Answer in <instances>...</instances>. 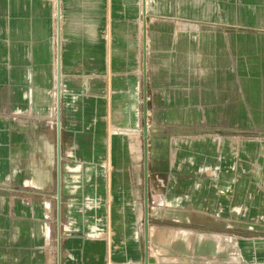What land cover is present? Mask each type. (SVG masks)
<instances>
[{"label": "crops", "instance_id": "crops-1", "mask_svg": "<svg viewBox=\"0 0 264 264\" xmlns=\"http://www.w3.org/2000/svg\"><path fill=\"white\" fill-rule=\"evenodd\" d=\"M242 118L264 130V0H0V264H140L145 179L150 222L264 228V144L222 156Z\"/></svg>", "mask_w": 264, "mask_h": 264}, {"label": "rangeland", "instance_id": "rangeland-1", "mask_svg": "<svg viewBox=\"0 0 264 264\" xmlns=\"http://www.w3.org/2000/svg\"><path fill=\"white\" fill-rule=\"evenodd\" d=\"M220 139L223 145L222 156H229V151H231L235 152L233 156L239 158L242 155L243 146L247 142L264 144V130L255 125L250 118L247 120L242 118L237 124L226 125L223 123ZM208 172L209 170L205 169V173L209 174ZM257 187L261 193H264L263 179L260 180ZM142 188H145L144 185ZM220 194L223 204L227 205L230 194L222 192ZM160 215V213L157 214V216ZM210 215H214L220 220V223H216L220 224V227H195L179 221L150 222L148 216L147 257L152 260V263L147 264H242L237 249L240 238L264 235V228L250 227L249 223L254 218L247 215L243 205L225 206L222 211L210 212ZM259 220H262V216H259ZM98 227L102 230L103 225ZM101 239L98 238V240ZM144 244L143 223L139 234V245L142 249L140 264L143 263ZM133 249L134 244L126 242L124 250L127 253H133Z\"/></svg>", "mask_w": 264, "mask_h": 264}, {"label": "water", "instance_id": "water-1", "mask_svg": "<svg viewBox=\"0 0 264 264\" xmlns=\"http://www.w3.org/2000/svg\"><path fill=\"white\" fill-rule=\"evenodd\" d=\"M142 110H143V138H144V147H143V158H144V166L146 171V160H147V146H146V138H147V104L146 98L142 101ZM145 189H144V247H143V264L148 263L147 257V225H148V211H147V191H146V179L144 181Z\"/></svg>", "mask_w": 264, "mask_h": 264}, {"label": "built area", "instance_id": "built-area-1", "mask_svg": "<svg viewBox=\"0 0 264 264\" xmlns=\"http://www.w3.org/2000/svg\"><path fill=\"white\" fill-rule=\"evenodd\" d=\"M206 169L209 170V168ZM86 236L95 239L102 238L106 245L110 244V229L107 224L103 226L102 230L98 226H93L88 232H86Z\"/></svg>", "mask_w": 264, "mask_h": 264}, {"label": "bare ground", "instance_id": "bare-ground-1", "mask_svg": "<svg viewBox=\"0 0 264 264\" xmlns=\"http://www.w3.org/2000/svg\"><path fill=\"white\" fill-rule=\"evenodd\" d=\"M151 261H152L151 259H148V263H152ZM142 264H143V263H142Z\"/></svg>", "mask_w": 264, "mask_h": 264}]
</instances>
